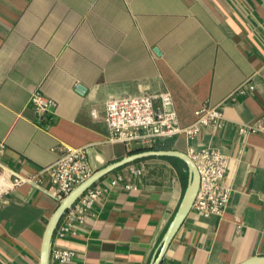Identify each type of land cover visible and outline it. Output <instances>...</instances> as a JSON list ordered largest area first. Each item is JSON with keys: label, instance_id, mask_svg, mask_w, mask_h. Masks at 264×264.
Masks as SVG:
<instances>
[{"label": "crops", "instance_id": "crops-1", "mask_svg": "<svg viewBox=\"0 0 264 264\" xmlns=\"http://www.w3.org/2000/svg\"><path fill=\"white\" fill-rule=\"evenodd\" d=\"M37 90L57 103L43 119L29 103ZM168 90L182 126L204 105L221 106L224 125L157 145L219 150L231 192L220 217L191 209L160 264L264 257V133L240 132L264 125V0H0V264H40L60 205L46 193L49 168L62 148H86L93 174L135 154L141 148L109 141L108 101ZM161 158L175 157L95 183L107 190L51 249H73L75 264H152L189 179ZM15 175L31 182L15 185Z\"/></svg>", "mask_w": 264, "mask_h": 264}, {"label": "built area", "instance_id": "built-area-1", "mask_svg": "<svg viewBox=\"0 0 264 264\" xmlns=\"http://www.w3.org/2000/svg\"><path fill=\"white\" fill-rule=\"evenodd\" d=\"M253 89L252 86L249 87ZM243 88L240 89L242 91ZM236 93L229 99L236 102ZM30 105L41 116L46 118L48 113L57 108V103L46 98L41 91H35L30 98ZM195 121L188 126H182L172 94L163 91L156 95H142L111 99L106 105V123L109 130V141L122 143L128 148L150 149L159 142L185 136L188 141H194L200 133L210 127L222 128L224 111L221 106H201L195 113ZM243 134L263 132L264 125L242 127ZM6 144L0 140V158ZM86 148L63 147L58 159L50 166V187L47 195L60 203L80 184L93 175L87 160ZM187 155L192 159L199 173L200 184L193 209L206 218L220 217L229 200L231 188L224 185L228 172V159L219 150L203 146L190 145ZM131 174L141 177L145 174L143 163L134 165ZM15 185L31 182L30 179L15 175ZM124 179L121 175L110 181L115 187ZM132 185H126L130 189ZM107 190L106 186L94 184L81 195L61 218L56 235L65 238L72 233L73 227L82 224L88 211L92 210L101 195ZM76 252L70 248L55 247L50 250L49 264H75Z\"/></svg>", "mask_w": 264, "mask_h": 264}, {"label": "water", "instance_id": "water-1", "mask_svg": "<svg viewBox=\"0 0 264 264\" xmlns=\"http://www.w3.org/2000/svg\"><path fill=\"white\" fill-rule=\"evenodd\" d=\"M85 87L82 85L78 86V92L82 93ZM150 157H175L179 158L184 161L188 168V185L186 187L183 199L181 201L179 209L174 217V221L170 224L168 231L163 238L162 246L159 250V254L155 258L152 264H160L164 254L166 253L171 241L173 240L175 234L183 224L184 220L186 219L187 215L191 211L193 204L195 202L196 196L199 190L200 178L199 173L196 168V165L192 161V159L183 152L174 151V150H147L144 152L135 153L129 155L128 157L124 158L123 160L116 162L107 166L102 170H98V172L94 173L90 178L76 187L66 198L63 200L55 213L53 214L48 226L47 230L45 231L43 245L41 250V259L40 264H49V253L51 249L52 240L54 237L56 228L61 221V218L64 217V213L76 202L78 201L79 197L85 193L90 187H92L95 183L99 182L103 177L115 171L122 166L132 164L138 160L149 158ZM243 264H264V257H255L250 259L249 261Z\"/></svg>", "mask_w": 264, "mask_h": 264}, {"label": "trees", "instance_id": "trees-1", "mask_svg": "<svg viewBox=\"0 0 264 264\" xmlns=\"http://www.w3.org/2000/svg\"><path fill=\"white\" fill-rule=\"evenodd\" d=\"M170 147L168 146V145H157V146H154L153 148H150V149H138V150H135V151H133L134 153H136V152H144V151H147V150H156V149H161V150H168ZM150 158V157H149ZM149 158H145V159H141V160H138V161H136L135 163H138V162H143V161H146V160H148ZM161 159H164V160H168V161H170L171 163H173L174 165H176V166H181V167H183L184 169H185V171H186V173H185V175H183V177H184V179H187L188 178V168H187V165H186V163L184 162V161H182L181 159H179V158H161ZM146 169H147V167H146ZM153 173L155 172V170L154 171H152ZM151 173V172H150Z\"/></svg>", "mask_w": 264, "mask_h": 264}]
</instances>
